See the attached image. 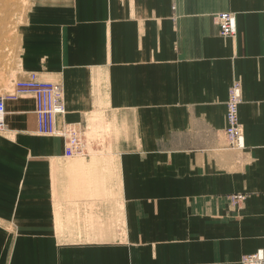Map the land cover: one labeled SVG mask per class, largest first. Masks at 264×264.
I'll return each instance as SVG.
<instances>
[{"label": "crops", "instance_id": "1", "mask_svg": "<svg viewBox=\"0 0 264 264\" xmlns=\"http://www.w3.org/2000/svg\"><path fill=\"white\" fill-rule=\"evenodd\" d=\"M31 6L64 12L30 20L9 95L30 74L59 80L58 125L116 141L64 159L62 138L36 136L35 98H5L6 264H240L264 253V0ZM224 11L233 37L219 34ZM233 82L242 148L223 132Z\"/></svg>", "mask_w": 264, "mask_h": 264}, {"label": "built area", "instance_id": "2", "mask_svg": "<svg viewBox=\"0 0 264 264\" xmlns=\"http://www.w3.org/2000/svg\"><path fill=\"white\" fill-rule=\"evenodd\" d=\"M219 34L223 37H233L236 33V19L232 12H220L216 17ZM31 95L35 98V117L37 132L62 138L64 149L69 154H80L83 150L81 130L75 124L58 125V118L65 114L62 100V86L57 82L42 81L35 74H30L24 80L16 81L13 91L7 97L17 98ZM242 94L239 82H233L229 88L225 104L224 134L230 148H242L240 139L243 136L239 123V105ZM5 103L0 98V132L4 128ZM234 203L243 201L244 195L231 196ZM240 264H264L263 250L241 257Z\"/></svg>", "mask_w": 264, "mask_h": 264}, {"label": "rangeland", "instance_id": "3", "mask_svg": "<svg viewBox=\"0 0 264 264\" xmlns=\"http://www.w3.org/2000/svg\"><path fill=\"white\" fill-rule=\"evenodd\" d=\"M33 1L34 0H0V98L4 99V103L5 98L10 93L8 89L9 84L14 78V75L18 68L17 60L19 58L20 50L22 48V36L24 35V32L29 28L32 29L37 27V24L32 21L30 22V20L35 19L41 13L45 14L51 12L53 14H61L64 12L63 10L44 11L49 6H31ZM67 13L69 14L68 10ZM41 28H44V26H42ZM58 30H61V26H59ZM43 31L47 32L44 29ZM37 32L41 33L40 30H38ZM21 79L23 80V78H19V80ZM52 82H57L61 84L59 80ZM90 134L91 133L86 132L85 138H83V150L85 151L83 154H69L64 149L61 153V156L64 159H75L85 161V156L87 152H89L90 157H92L91 149L93 147L111 146L113 145V142L116 141L112 139L93 138L90 136ZM9 135L10 134L5 131V127L3 128V131L0 132V137L4 139L5 144L7 143L8 145H15L13 139H7ZM36 136L46 138L48 140L47 144L49 145L53 143V139H59L56 136L42 135L38 133H36ZM1 149L2 148L0 144V168L3 169V166L1 165L5 164L3 160L6 161L7 156L5 154H1V152H3L1 151ZM3 178L4 171L2 170V172L0 171V207L2 205L4 210L7 208L8 211H10L9 207H11V205L13 204L10 200L14 201V197L10 195L12 188L3 183ZM7 218L8 217H0V229L5 231H11L12 227L10 224V220ZM77 232L79 234H85V230H78ZM2 247L0 249V264H6V255H8V252H6V248Z\"/></svg>", "mask_w": 264, "mask_h": 264}, {"label": "bare ground", "instance_id": "4", "mask_svg": "<svg viewBox=\"0 0 264 264\" xmlns=\"http://www.w3.org/2000/svg\"><path fill=\"white\" fill-rule=\"evenodd\" d=\"M225 12V11H224ZM236 34V33H235ZM235 36V35H234ZM15 84V83H14ZM14 84H13V88H14ZM230 88V87H229ZM229 91V90H228ZM64 104V103H63ZM35 112V110H34ZM76 128H79L81 130V133L79 134V136H81L83 138V132H82V129L79 125L75 126ZM3 131V130H2ZM36 132H37V126H36ZM38 133V132H37ZM40 134V133H38ZM43 135V134H42ZM239 144H242L243 145V137L240 139V143ZM82 148L84 149V140L82 141ZM85 151L82 150V152L80 154H83Z\"/></svg>", "mask_w": 264, "mask_h": 264}]
</instances>
